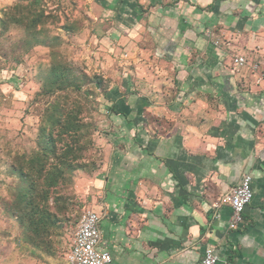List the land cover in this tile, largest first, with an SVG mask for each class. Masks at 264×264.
I'll return each mask as SVG.
<instances>
[{
    "label": "crops",
    "instance_id": "1",
    "mask_svg": "<svg viewBox=\"0 0 264 264\" xmlns=\"http://www.w3.org/2000/svg\"><path fill=\"white\" fill-rule=\"evenodd\" d=\"M92 1L101 43L141 65L107 94L99 249L110 264H201L209 246L218 264H264V0ZM245 175L253 198L230 231L221 200Z\"/></svg>",
    "mask_w": 264,
    "mask_h": 264
},
{
    "label": "rangeland",
    "instance_id": "2",
    "mask_svg": "<svg viewBox=\"0 0 264 264\" xmlns=\"http://www.w3.org/2000/svg\"><path fill=\"white\" fill-rule=\"evenodd\" d=\"M94 8L92 0H0V264H67L81 215L94 211L95 192L89 184L116 137L107 94L114 85L121 87L127 69L136 73L141 66L129 64L125 54L117 56L111 43H101ZM58 66L83 77L80 93H45ZM56 101L65 114L66 107L78 105L83 128L73 150L57 142L58 164L54 155L47 159L46 170L62 167L61 160L77 159L74 171L70 162L64 165L65 181L49 187L36 158L43 118ZM20 172L32 176L33 203L41 214H34V208L31 213L32 198L30 208L19 200L28 185Z\"/></svg>",
    "mask_w": 264,
    "mask_h": 264
},
{
    "label": "trees",
    "instance_id": "3",
    "mask_svg": "<svg viewBox=\"0 0 264 264\" xmlns=\"http://www.w3.org/2000/svg\"><path fill=\"white\" fill-rule=\"evenodd\" d=\"M51 73L52 77L49 80V85L45 88L46 94L53 95L58 92L68 91L70 89L76 93L81 92L82 84L84 83L82 80L83 77L73 75L71 70H68L62 66L54 67ZM63 108L64 106L62 102L59 103L56 101L51 105V111L46 113L47 115L43 118L44 125L40 131L42 143L40 144L38 150L39 154L36 158V163H39L41 171L48 166L49 163L47 162V159H49V157L52 155H54L53 160L57 161V164L60 162L59 158L62 157H56L58 156L57 142L64 141L66 143V148H71L73 150V147L78 145L80 143V139H82V137L79 136V132H81L83 126L76 116L78 111H75V109L79 108V106L74 104L72 108L66 107V114L64 113ZM62 118H64L63 121ZM65 138L67 139L65 140ZM69 159L61 160V165L63 164L62 167H59L57 164H55L52 166V169H44V172L46 173L43 176L45 177V180H49V187L56 186L59 180H61V182L65 181L66 176L63 174V167L65 164L67 165V162H70L69 166L71 167V170H75L73 161H76L77 159ZM18 176L24 183H28L26 187L27 189L24 188V191L21 192L19 200L24 201L28 206L30 205V198H32L31 213L34 208V214H41L40 207L33 203V199L37 194L35 189L36 185L32 179V176L21 172L18 173ZM47 193L48 192H46V194Z\"/></svg>",
    "mask_w": 264,
    "mask_h": 264
},
{
    "label": "built area",
    "instance_id": "4",
    "mask_svg": "<svg viewBox=\"0 0 264 264\" xmlns=\"http://www.w3.org/2000/svg\"><path fill=\"white\" fill-rule=\"evenodd\" d=\"M216 47H229V43L221 40L214 41ZM246 65L244 57H236L235 66L240 69ZM253 198L252 178L245 175L240 185L232 189L225 195L221 204L226 205L231 210L229 222L230 231H236L242 227L243 213ZM101 216L93 210H86L80 217L73 242L67 253V264H110L111 255L99 249L101 243L100 230ZM219 256L213 246L205 249L201 264H218Z\"/></svg>",
    "mask_w": 264,
    "mask_h": 264
}]
</instances>
